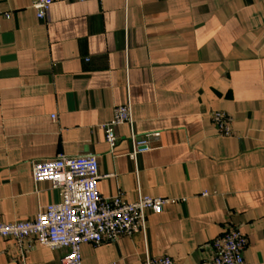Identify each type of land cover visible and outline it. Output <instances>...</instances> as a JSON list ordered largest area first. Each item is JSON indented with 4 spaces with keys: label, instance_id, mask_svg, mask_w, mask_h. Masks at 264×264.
<instances>
[{
    "label": "crops",
    "instance_id": "crops-1",
    "mask_svg": "<svg viewBox=\"0 0 264 264\" xmlns=\"http://www.w3.org/2000/svg\"><path fill=\"white\" fill-rule=\"evenodd\" d=\"M0 0V222L61 201L34 162L96 154L103 197L177 199L147 212V232L82 245L83 264H210L228 224L247 238L244 264H264V0ZM132 104L114 151L102 124ZM234 117L220 135L214 111ZM56 119H52V115ZM204 192H207L205 195ZM65 249L20 250L0 238V264H61Z\"/></svg>",
    "mask_w": 264,
    "mask_h": 264
},
{
    "label": "built area",
    "instance_id": "built-area-1",
    "mask_svg": "<svg viewBox=\"0 0 264 264\" xmlns=\"http://www.w3.org/2000/svg\"><path fill=\"white\" fill-rule=\"evenodd\" d=\"M53 2L33 1L40 20H48ZM10 17V12L0 13V19ZM52 119H56L55 114ZM212 119L220 135H234L235 120L232 114L214 111ZM122 124L130 128V157L134 160L139 153L150 150L151 139L160 135L159 132L142 137L135 134L132 104L128 101L116 106L113 118L101 125L112 151L119 138L118 127ZM32 177L36 183L50 182L53 188L59 190L61 201L41 207L32 219L0 222V238L13 239L20 250H24L26 242L29 247L39 243L53 249H65L61 264H83L82 245L85 243L97 246L105 241H114L122 235L136 232L145 235L147 212L160 213L166 204L177 201L142 193L133 202L124 201L121 194L103 197L98 189L101 178L98 156L91 153L77 156L59 154L55 158L34 162ZM246 247V236L237 226L228 224L226 230L212 242L210 264H244ZM144 264H175V261L169 255L153 256L146 251Z\"/></svg>",
    "mask_w": 264,
    "mask_h": 264
}]
</instances>
